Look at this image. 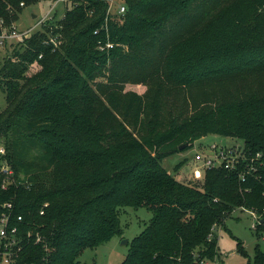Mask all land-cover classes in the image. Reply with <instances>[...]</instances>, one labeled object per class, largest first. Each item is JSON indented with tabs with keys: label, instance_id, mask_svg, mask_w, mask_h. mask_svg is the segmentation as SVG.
I'll return each mask as SVG.
<instances>
[{
	"label": "trees",
	"instance_id": "trees-1",
	"mask_svg": "<svg viewBox=\"0 0 264 264\" xmlns=\"http://www.w3.org/2000/svg\"><path fill=\"white\" fill-rule=\"evenodd\" d=\"M41 1L0 0V35ZM71 1L0 67V210L14 203L44 237L23 260L82 264L86 249L124 234V207L153 216L119 264L214 260L215 229L235 210L264 218V0H121L123 15H108L106 0ZM107 18L116 45L101 50ZM209 134L262 153L256 169H207L192 186L162 165ZM238 250L247 254L241 241ZM255 264H264L259 246Z\"/></svg>",
	"mask_w": 264,
	"mask_h": 264
},
{
	"label": "rangeland",
	"instance_id": "rangeland-1",
	"mask_svg": "<svg viewBox=\"0 0 264 264\" xmlns=\"http://www.w3.org/2000/svg\"><path fill=\"white\" fill-rule=\"evenodd\" d=\"M120 1V0H118ZM53 3L51 0H43L25 6L19 13V17L14 21L15 30L26 31L39 30L40 25H36L38 20L45 16ZM65 3L57 5L58 17H63ZM33 14L37 15L36 17ZM6 33V32H4ZM19 45V40H8L4 44L0 43V67L4 58L12 53V50ZM0 78H2L0 76ZM104 81V78L100 79ZM148 86L145 83H126L125 90H136L144 93ZM7 106L6 93L3 83L0 84V112ZM219 144L233 146L243 144V140L238 137L223 136L219 134H209L194 141L188 149L174 153L162 160V165L178 180L198 186L199 182H190L194 176L195 169L201 167L202 162L195 159L197 152L212 154L211 145ZM0 145H5L4 140L0 139ZM206 171H203L205 174ZM121 221L124 228L122 236H115L110 241L100 245L95 249H86L80 257L82 264H119L126 257L129 250V243L135 236L140 234L150 221L153 213L145 207H124L121 210ZM256 219L249 210L237 209L226 220L224 224L216 227L218 236V255L217 260L220 264H255L257 247L264 251V230L259 233L253 227ZM238 241H241L247 254L238 250Z\"/></svg>",
	"mask_w": 264,
	"mask_h": 264
},
{
	"label": "built area",
	"instance_id": "built-area-1",
	"mask_svg": "<svg viewBox=\"0 0 264 264\" xmlns=\"http://www.w3.org/2000/svg\"><path fill=\"white\" fill-rule=\"evenodd\" d=\"M53 5L47 12L45 16L40 18L36 25L41 26L46 23L48 20H52L55 17V14L58 12L56 7L60 3L68 2L70 4H76L71 0H51ZM109 2V8L107 14H117L123 15L126 11V4L123 1L118 0H106ZM107 33V39L99 41V49L101 50H109L115 47V42L110 39L109 36V23L108 18L105 23L101 27ZM101 29H97L95 32L98 33ZM35 30L32 28L26 31H16L15 29L12 32L2 33L0 35V43H4L5 41H10L13 39H17L19 41H23L27 37H30ZM58 37H50L47 40V43H53L55 47L59 46L60 40ZM42 58V55H40ZM212 154L204 152H197L195 155V159L198 162H202L201 167L195 169L194 176L191 177L190 182H199L204 179L205 174L203 171L212 168H226L231 171H238L239 164L246 162V168L248 172L251 170H255V165L253 162L255 160H260L262 158V153H257L256 156H248L245 152V148L243 144H235L233 146H224L219 144L211 145ZM6 152L5 145H0V154H4ZM249 161V162H248ZM264 165V161L261 162ZM2 169L11 174V170L8 167L7 163H4ZM240 176L244 179L245 175L243 172L239 171ZM5 187V186H4ZM48 203L44 204V207H47ZM248 210V209H246ZM254 218L256 219V223H254L253 227L256 228L258 223H261V219L263 218L262 214L257 210H249ZM41 214H44V210H41ZM42 241H44V237L39 231H34L32 228L27 226V221L23 214H17L15 210L14 203H3L2 208L0 210V264H44L47 261V256L42 258L41 262H28L24 259V256L28 254L27 248L31 246V244L38 245ZM44 247L47 245L44 244ZM32 255L34 251L29 252ZM31 255V256H32ZM198 256V255H197ZM200 264H220V262L215 258L214 260H209L202 258L199 260ZM184 264V263H179Z\"/></svg>",
	"mask_w": 264,
	"mask_h": 264
},
{
	"label": "water",
	"instance_id": "water-1",
	"mask_svg": "<svg viewBox=\"0 0 264 264\" xmlns=\"http://www.w3.org/2000/svg\"><path fill=\"white\" fill-rule=\"evenodd\" d=\"M33 16L36 17L37 15L33 14ZM185 147H186V144L181 145V146H180V149H184ZM261 223L264 224V218L261 219Z\"/></svg>",
	"mask_w": 264,
	"mask_h": 264
}]
</instances>
